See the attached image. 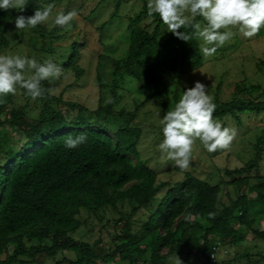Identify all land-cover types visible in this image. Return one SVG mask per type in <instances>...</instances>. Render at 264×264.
I'll list each match as a JSON object with an SVG mask.
<instances>
[{"label":"trees","instance_id":"trees-1","mask_svg":"<svg viewBox=\"0 0 264 264\" xmlns=\"http://www.w3.org/2000/svg\"><path fill=\"white\" fill-rule=\"evenodd\" d=\"M52 2L27 0L24 12L0 10V55L20 54L26 29L16 30V16H31ZM142 2L141 10L128 18L125 55L101 52L97 57L96 108L46 89L35 100L19 87L15 94L0 96V127L8 124L13 130L0 135V264H171L168 257L177 252L194 254L203 264H264V129L254 144L255 157L234 168L224 166L218 181L190 171L174 181L162 179L140 155L142 129L134 124L139 106L154 100L165 113L169 104L174 109L180 93L174 91L169 103L167 74L180 75L205 63L200 39L185 42L166 32L158 14L149 15L148 0ZM121 3L115 0V10L97 27L100 43ZM195 22L206 23L199 16ZM68 26L77 27V22L37 25L41 42L32 44L39 56H19L38 63L50 59L73 73L74 85L85 76L80 58L89 43L78 33L68 44L54 45L66 37ZM181 31L190 34L192 29ZM257 67L264 71V58ZM131 79L144 97L135 110L120 105L121 91ZM212 102L214 121L233 117L241 123L242 114H264V83L238 81L228 98L218 85ZM79 133L87 141L65 148L64 138ZM17 136L18 146L12 143ZM229 186L234 194L228 191L224 202L221 194ZM189 215L190 221L185 219ZM249 235L256 243L223 258Z\"/></svg>","mask_w":264,"mask_h":264},{"label":"rangeland","instance_id":"rangeland-1","mask_svg":"<svg viewBox=\"0 0 264 264\" xmlns=\"http://www.w3.org/2000/svg\"><path fill=\"white\" fill-rule=\"evenodd\" d=\"M49 4H54L49 18L45 21L50 28L55 22V17L60 13H64L66 9L77 12V16L74 18L77 22V27L68 26L66 28V37L57 39L54 45L68 44L71 41V36L73 38L78 33H80L81 37H86L89 45L83 50L80 58L86 73L79 83L72 85L74 81L73 73L62 70V75L59 79L43 82V86L47 91L49 88L52 89L51 93L55 95H60L64 92V98L96 108L98 106V86L96 84L97 57L101 52L110 53L114 57L125 55L128 41L125 34L128 35L129 33L128 18L141 10L143 2L142 0H122L118 16L110 21L111 25L108 26L102 35V43L99 40L100 31L97 27L102 21L108 20L110 14L115 10V0H53ZM87 17L89 18L87 19ZM204 24L203 22L201 25ZM38 30L36 27L26 28L17 48L21 55L31 54L34 55V58L39 56L38 52L36 55V50L33 49L34 44H32L38 40L41 42ZM228 30L233 32V36L223 46L219 47L213 55L204 56L205 63L201 68L190 70L180 75L177 73L167 74L164 82L167 86L169 103L173 100L174 91H179L181 98L184 90L193 87L196 81H200L207 86V94L212 99L218 85L220 86L221 96L228 98L231 97L235 83L238 81L247 80L250 83H264V71L259 70L257 67V62L264 58V28H261L251 38L244 37L236 28L221 29L220 31ZM201 42L203 45L202 40ZM39 45L40 43H37V46ZM32 74L30 71L24 72L25 76ZM64 89H66V92ZM121 95L120 105L127 110L137 109V101L144 99L142 94L139 93L134 79L127 82L125 89L121 91ZM24 102V100L21 101V103ZM166 107L173 110V106L170 104ZM164 111L165 108L157 101L143 102L139 106L134 120V124L142 129V136L138 145L140 155L143 159H147L152 167L160 171L162 179L174 181L183 178L184 173L182 171H190L198 177L218 181L221 180L220 170L224 166L234 168L255 157L256 149L254 144L258 136L261 135L262 129H264V114L245 113L241 116V123H238L233 117L218 121L222 127L235 130V137L228 149H218L214 153H209L200 141L196 140L193 144L188 169H181L179 172L174 161L168 160L158 147L164 139L163 125L161 124V120L165 115ZM5 132H13L8 124L0 127V135ZM16 139L12 143L18 146L19 137L17 136ZM262 151L261 169L264 171V142ZM224 178L230 179L229 177ZM251 181L254 182L255 180L252 178ZM228 191L233 193V186L224 187L221 194V200L224 202L229 200ZM255 195V192L249 193L251 197ZM260 222V226L263 228L264 220ZM253 241V236L249 235L243 244L233 249L234 252H231L230 257L225 255L223 258H231L237 250L245 251L247 246L256 243V241ZM257 249L253 247V252H256ZM166 250L163 249V252H166ZM218 254L222 256V248H220ZM65 255L73 257L72 252H66ZM179 260L182 264H203L194 254L188 256L186 252H177L168 257V261L171 264H180Z\"/></svg>","mask_w":264,"mask_h":264},{"label":"clouds","instance_id":"clouds-1","mask_svg":"<svg viewBox=\"0 0 264 264\" xmlns=\"http://www.w3.org/2000/svg\"><path fill=\"white\" fill-rule=\"evenodd\" d=\"M53 7L48 4L43 10H35L31 16H16V30L35 28L45 22ZM26 8L27 0H0V10L3 11L16 9L24 12ZM147 8L149 15L158 14L167 27L166 32L178 39L185 42L193 38L202 40L200 50L205 57L213 55L233 36L232 31L222 32L221 29L236 28L244 37L251 38L264 28V0H148ZM76 16L75 10L60 13L55 17V24L69 25ZM198 16L206 22L204 25L195 22ZM182 28H191L192 32L181 31ZM25 71L33 74L26 78ZM61 75V67L50 59L38 63L34 58L0 55V96L15 94L19 87L35 100L45 92L42 82L59 79ZM206 89L204 83L196 81L193 87L184 90L175 108L167 111L161 120L164 139L159 150L182 170L189 167L196 140L209 153H214L218 149H228L235 137V130L222 127L220 122L213 120L215 104ZM48 91L51 93L52 89ZM86 141L85 133L70 134L64 138V147L75 149ZM185 219L190 221L191 216Z\"/></svg>","mask_w":264,"mask_h":264}]
</instances>
